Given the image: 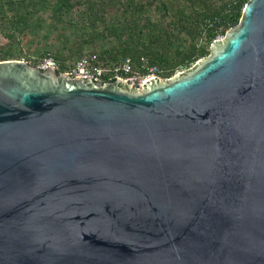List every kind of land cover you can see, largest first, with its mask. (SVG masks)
I'll return each mask as SVG.
<instances>
[{"label":"water","instance_id":"water-1","mask_svg":"<svg viewBox=\"0 0 264 264\" xmlns=\"http://www.w3.org/2000/svg\"><path fill=\"white\" fill-rule=\"evenodd\" d=\"M137 86L0 61V264H264V0Z\"/></svg>","mask_w":264,"mask_h":264},{"label":"trees","instance_id":"trees-1","mask_svg":"<svg viewBox=\"0 0 264 264\" xmlns=\"http://www.w3.org/2000/svg\"><path fill=\"white\" fill-rule=\"evenodd\" d=\"M247 1L0 0V21L12 13L8 31H3L4 38L12 43L16 34L31 27L34 13L49 9L52 27L61 25L69 31V35H60L62 48L66 49L69 42H78L76 53L87 46L98 47L96 53L105 63L124 57L133 61L146 57L173 74L208 56L210 44L237 26ZM40 26L37 20L31 28ZM14 54L0 50V61L14 60ZM53 56L61 62L68 59L59 54ZM73 56L70 52V59Z\"/></svg>","mask_w":264,"mask_h":264},{"label":"built area","instance_id":"built-area-1","mask_svg":"<svg viewBox=\"0 0 264 264\" xmlns=\"http://www.w3.org/2000/svg\"><path fill=\"white\" fill-rule=\"evenodd\" d=\"M219 40H223V37ZM35 66L143 87L150 80L160 82L174 75L169 74L165 67L151 63L146 57H140L137 61L124 57L115 63H105L93 51L85 52L75 60L66 59L63 62L55 59L51 53H46Z\"/></svg>","mask_w":264,"mask_h":264},{"label":"rangeland","instance_id":"rangeland-1","mask_svg":"<svg viewBox=\"0 0 264 264\" xmlns=\"http://www.w3.org/2000/svg\"><path fill=\"white\" fill-rule=\"evenodd\" d=\"M75 12L76 11H74L72 15ZM34 14L30 17L31 27L37 20L40 21L41 26L38 29H33L29 26L23 33L16 34V40L12 43L8 42V40L3 36V31H8L7 26L8 22L12 19V13L8 12L4 21L2 23L0 21V50H10L11 52H14V60L24 59V61L28 62L29 64L36 65L41 59L42 55H44L45 53H51L52 55L59 54L63 57H68V59L71 60L79 57L85 52H99L97 49L98 47L87 46L79 53H76V46L78 42H69L66 49L62 48L60 35H69V31L66 30V28L65 30H63V28H61V25L52 27L51 12L49 9L38 12L35 15ZM72 20L74 21L75 18H73ZM221 37H223L224 39V35L218 36L217 39ZM70 52L74 53V56L71 59L69 57ZM203 58L199 59L197 62L201 61ZM183 69V67L176 69L174 74L182 71Z\"/></svg>","mask_w":264,"mask_h":264}]
</instances>
